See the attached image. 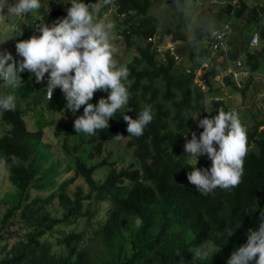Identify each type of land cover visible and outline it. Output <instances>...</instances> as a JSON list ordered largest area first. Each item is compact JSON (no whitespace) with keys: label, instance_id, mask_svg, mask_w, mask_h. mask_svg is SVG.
<instances>
[{"label":"trees","instance_id":"trees-1","mask_svg":"<svg viewBox=\"0 0 264 264\" xmlns=\"http://www.w3.org/2000/svg\"><path fill=\"white\" fill-rule=\"evenodd\" d=\"M99 1L79 0L88 4L90 11ZM234 2L228 0L227 9L213 24L215 31L222 32L233 18L241 19L249 10L245 1ZM71 3L67 5L71 7ZM151 8V0H111L108 4L102 0L100 17L116 10L117 21L124 19L119 23L115 20L113 30L130 47L136 45L138 51L126 66L130 72L126 81L130 92L128 105L109 119L108 129L98 130L95 136L83 132L76 135L74 124L63 128L62 123H46L42 113L37 114L32 125L27 118L31 106L35 109L44 105L49 111L64 115L68 112L76 117L83 115L86 106L73 114L66 107L60 89L48 100L45 82L48 74L39 83L31 74L18 88L9 90L16 97V109L0 111V159L8 166L9 179L16 191L8 194L10 207L0 223V245L5 253L0 264H227L228 260L219 255L197 256V249L207 244L223 251L238 249L246 244L249 229H259L264 212V128L260 130L264 121L246 128L248 154L241 183L235 188H217L208 195L197 191L187 174L193 167L210 169L212 161L205 155L195 166L184 146L185 136L191 140L195 132L199 139L203 132L202 127H196L198 119L213 118L219 111L229 112L220 100L222 91L214 90L217 77L226 76V70L232 66L254 76L263 72L262 55L250 42L257 33L264 44V7L251 9L247 33L244 35L242 31L240 43L229 41L227 55L220 53L223 58L220 64L212 58V53L218 52L213 49L212 38L209 49L208 46L201 49L198 55L191 53L188 67L179 57L183 50L178 49L177 55L170 49L163 56L158 54L169 37L172 43L185 39L179 31H173L150 14ZM58 12L64 14L60 7L50 14L43 12L44 16L33 24L37 26L43 20L62 16ZM26 31L33 34L32 27ZM203 36L197 31L196 41H201ZM3 47L11 52L8 45ZM205 62L210 63L211 69L204 75L203 85H199L196 74ZM238 62H243L242 68L237 66ZM233 77L230 74L224 80L238 90L232 83ZM23 89L27 94L32 93V102L26 108L17 103ZM247 90L248 86L243 92ZM106 95L94 94L90 102L96 105ZM148 105L153 109V121L141 137H130L123 114L136 119ZM128 108L132 110L127 111ZM117 134L123 135L128 148L133 150L136 166L117 170L115 163L102 158L104 145L115 141ZM70 138L73 141L69 144ZM57 144L61 145L59 154L63 157L66 154V161H70L66 170L75 172L74 177L62 183L57 180L60 158L53 150ZM214 147L218 150L219 146L214 143ZM77 152L80 155L72 158ZM101 169H107L108 174L103 181H97L94 176ZM76 178H82L89 186L87 195L82 188L73 197L69 195ZM38 189L47 191L48 195L32 196ZM56 201L64 208L62 218L53 213ZM100 202L111 204L108 218L98 222L95 232L102 246L100 253L91 257L90 249L81 245L83 234L74 230L57 240L56 245L64 253H54V244L47 235L62 224L71 227L76 221L91 219L96 213L94 206ZM136 217L143 221L139 228L134 223ZM226 229L235 232L228 238ZM249 264H255V260Z\"/></svg>","mask_w":264,"mask_h":264},{"label":"clouds","instance_id":"clouds-1","mask_svg":"<svg viewBox=\"0 0 264 264\" xmlns=\"http://www.w3.org/2000/svg\"><path fill=\"white\" fill-rule=\"evenodd\" d=\"M103 3H111V0H103ZM41 6V0H16L12 4L9 0H0V22L6 15L5 9L7 15L22 17ZM101 6L97 4L94 7L98 9ZM113 28L112 23L98 20L88 4L72 0L66 17L54 21L51 26L46 23L39 26L41 35L16 43V53L23 58L21 61H17L9 51H0V81L6 87L16 89L22 83L20 74L25 70L34 75L37 83L48 74L47 98L51 101L54 90L59 87L67 101L66 107L73 114L86 105L83 115L74 121V128L77 133L95 136L98 130L109 128V119L125 108L130 98L126 85L130 72L126 66H118L114 58L117 48L112 43ZM17 30L13 26L12 31ZM14 38L12 36L4 42ZM98 90L109 95L94 105L90 101ZM15 109V95L0 97V111ZM153 118L151 105L146 106L136 119L123 114L128 135L137 138L144 134ZM198 127L204 129L199 139L195 132H192L191 140L185 136L184 151L195 158V166L197 158L205 154L212 164L210 169L193 167L187 174L188 181L203 195L211 194L217 188L237 187L241 183L248 154L247 129L241 124L239 115L234 111H219L213 118L198 119ZM123 138L120 134L114 136L116 140ZM214 143L219 146L218 150ZM3 163L0 161V165ZM261 220L258 230L249 229L246 244L231 254L227 264H249L253 260L255 264H264V212H261ZM134 223L139 228L143 221L136 217ZM225 231L228 238L235 232L231 229ZM196 255L207 257V253L200 249Z\"/></svg>","mask_w":264,"mask_h":264},{"label":"rangeland","instance_id":"rangeland-1","mask_svg":"<svg viewBox=\"0 0 264 264\" xmlns=\"http://www.w3.org/2000/svg\"><path fill=\"white\" fill-rule=\"evenodd\" d=\"M152 1V8L150 10V14L157 16L161 22L170 27L173 31L179 33L185 39L184 41H179L177 43H172L171 37L167 40V45L165 47H160L158 49V54L160 56L164 55V52L167 49H170L172 54H176L178 49L183 50L181 60L183 64L188 67L191 64L189 60L191 53L194 55H198L200 50L206 48L208 44H211L212 38L216 35L217 31L214 30L213 24L220 20V14H222L227 9L228 0H151ZM170 1V3H168ZM239 1V0H235ZM246 2L249 10L246 11L245 15L241 19H232L230 24H227L224 27L226 30V37L227 41H231L234 39L235 43L241 42V34L242 31L245 32L244 35L247 33L248 28V15L251 9L256 8L258 6L264 7V0H243ZM16 0H9V3H15ZM41 0V8L25 14L22 17H16L12 15H7V9H5V17L3 22H0V43L4 42L6 39L15 36L14 39H10L0 46H9L13 57L17 61H21L23 58L18 56L16 53L15 45L20 40H27L34 36L33 34L40 33L38 27L42 26L43 24H47L51 26L54 21L59 19H63L67 16V9L70 7L67 3L72 2V0ZM236 2V3H237ZM234 3V4H236ZM60 4V5H59ZM100 5H102V0L99 1ZM62 8L64 11L63 15L58 12V14L62 16H57L53 19L43 20L35 26L33 23L35 21H39L41 16L44 14H50L55 12L57 8ZM101 8H94L91 10L93 15L98 19L102 20L106 23H112L116 20L117 15L115 14L116 10H110L106 15L100 17L101 15ZM44 12V14H42ZM60 17V18H59ZM124 18H118V23L122 21ZM13 26H15L18 30L16 32L12 31ZM32 27L33 34L31 35L26 31V28ZM19 29L22 31V35L19 36ZM200 31L204 36L201 41H196V33ZM113 32V39L112 43L117 48V52L114 54V58L117 61L118 66H127L133 58L138 55L137 46H129L127 42L120 36L116 34L114 30ZM164 31H161L163 33ZM209 34V35H208ZM256 34V33H255ZM211 40V41H210ZM251 46V44H250ZM0 47V51H5V47ZM252 47V46H251ZM210 48L209 46L207 47ZM254 49L259 51L262 55L260 60L264 62V44H259L257 47H253ZM221 52L212 53V58L215 60L216 64H220L223 58L220 55ZM177 55V54H176ZM227 59V57H226ZM197 60V59H196ZM243 62H241V66L237 65L239 68H242ZM211 69L210 63L205 62L202 64V68L197 71L196 74V83L199 85H203V77L206 72ZM230 72H234V77L231 78L232 83L234 86L236 85L238 90H235L231 86H229L224 78V76L217 77L214 82V90H221L223 97L220 98L224 102V104L229 108L230 111H234L239 115V119L241 124L245 128H253L256 123L264 121V66L263 72L257 73L256 76L247 70H240L235 66L230 68ZM21 75V80H26L30 77L31 73L25 70ZM251 78V79H250ZM248 86V90L243 92V90ZM11 87H6L3 81H0V95L5 96L9 94V90ZM59 89L57 87L56 91ZM204 89V87H203ZM22 95L17 100V103L22 108H26L29 102H32V93L27 94L26 90L23 89ZM96 96L101 97V94H107L106 97L109 95L108 92L98 90L94 93ZM209 105V102H208ZM30 111L27 114V118L30 123L33 125L35 122V118L37 117L38 113L43 114V120L46 123H62L63 128L68 127L71 128V125L74 124V121L78 118L74 115L69 114L68 112L65 115L62 112L56 111H49L46 106L40 105L38 107L31 106ZM198 124L196 125V127ZM263 127L260 128L262 130ZM197 131V128L195 129ZM76 135H80V133H76ZM73 138L69 139V144L72 143ZM49 142V139L47 140ZM61 147L60 144H57L54 150V154L60 158V168L57 173L58 183H62L66 180L71 179L75 176V172L73 169L66 170L67 166H69L68 162L66 161L65 157L59 154V148ZM76 155H80V152L74 153L72 158ZM206 155V154H205ZM205 155L199 156L197 159L202 158ZM67 158V157H66ZM71 158V159H72ZM103 159L109 160L111 163H115V167L117 170L126 169L131 167L132 165L137 164V161L133 155V150L128 148L127 140H115L109 142L104 145V152L102 155ZM195 162V158L192 157ZM68 159V158H67ZM0 161H2L0 159ZM53 161V160H52ZM47 167L50 163L46 164ZM108 174V170H97L94 178L97 181H103ZM9 168L8 166L3 163L0 165V223L6 215L10 204L8 202V194L14 193L15 187L12 185L9 179ZM78 188H82L84 194L89 193V186L82 178H76L74 183L69 188V195L74 196L75 192ZM48 195V192L45 190H36L32 192V196ZM56 210L53 209V213L57 216L62 218L64 215V208L59 205V202L56 201ZM58 206V207H57ZM111 208V204L108 202H100L97 206H94V216L89 219L84 218L81 221H76L71 227L70 225L62 224L58 226L52 234H48V238L53 242V252L57 254H63L64 249L58 247L56 245L57 240L65 235H67L71 230H74L76 233H82L84 240L81 245L85 248H89L91 252V257L96 256L100 253L102 248L98 238L95 236V232L98 227V222H104L109 215V210ZM13 242V241H12ZM10 242V243H12ZM3 246V245H2ZM2 246L0 245V258L5 255L2 251ZM203 252L207 253L208 258H212L214 256H221L226 258L227 260L230 258L231 254L236 251L237 249H233L230 251H223L217 249L213 244H207L205 247L200 249Z\"/></svg>","mask_w":264,"mask_h":264},{"label":"built area","instance_id":"built-area-1","mask_svg":"<svg viewBox=\"0 0 264 264\" xmlns=\"http://www.w3.org/2000/svg\"><path fill=\"white\" fill-rule=\"evenodd\" d=\"M196 1H200V0H196ZM236 2L237 1H235L234 3H236ZM213 38H214V43H213L214 51L225 52V54L227 55V53L229 51V41L226 40L227 39L226 30H223L222 32H217ZM250 44L252 47H257L260 44V37L257 33L253 35ZM237 65L241 66V62H238ZM230 68H232V67H229V69L226 70V72H225L226 76L230 75V74H233V76H234V72H230ZM47 81H48V79H45L46 90H47ZM54 94H55V90L53 92V96H54ZM53 96H52V98H53ZM46 98H47V91H46Z\"/></svg>","mask_w":264,"mask_h":264},{"label":"water","instance_id":"water-1","mask_svg":"<svg viewBox=\"0 0 264 264\" xmlns=\"http://www.w3.org/2000/svg\"><path fill=\"white\" fill-rule=\"evenodd\" d=\"M168 3H170V1Z\"/></svg>","mask_w":264,"mask_h":264}]
</instances>
